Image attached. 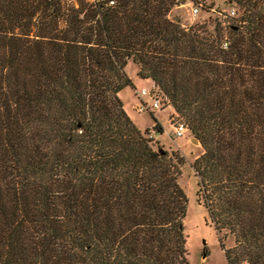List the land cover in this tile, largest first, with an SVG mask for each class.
Returning <instances> with one entry per match:
<instances>
[{"label": "trees", "instance_id": "16d2710c", "mask_svg": "<svg viewBox=\"0 0 264 264\" xmlns=\"http://www.w3.org/2000/svg\"><path fill=\"white\" fill-rule=\"evenodd\" d=\"M228 1L210 26L183 0H0V264H189L185 157L128 115L129 61L202 144L228 263L264 264V0Z\"/></svg>", "mask_w": 264, "mask_h": 264}, {"label": "rangeland", "instance_id": "374dc122", "mask_svg": "<svg viewBox=\"0 0 264 264\" xmlns=\"http://www.w3.org/2000/svg\"><path fill=\"white\" fill-rule=\"evenodd\" d=\"M183 1L184 3L174 6L170 15L171 17H180L185 24L206 21L211 26L217 17L225 19V24H227L226 15L229 10L235 8L228 0H197L200 3H196L195 0ZM196 5H200L202 8L199 15L194 17L192 8ZM125 69L133 80V87L126 86L120 92V98L124 102L128 115L143 131L148 128L150 133L153 132L152 138L162 151L178 153L185 157L181 169L182 173L178 178L187 192V209L182 225L187 236L186 246L189 252L187 256L189 264H229L226 258V247L232 244L233 238L225 231L219 232L215 228V223L198 194V176L192 164L203 151L201 142L197 143L189 130L185 131L183 136H174L172 131L175 127L172 121L181 117L174 113V108L171 105L152 109L154 114L149 109L139 110L137 105L141 100L138 98L137 91L143 87L148 91L152 90L153 80L138 77L137 64L133 61H129ZM144 99L152 104L151 95ZM156 121L163 127L162 133L153 129ZM221 238H224L226 246L220 242Z\"/></svg>", "mask_w": 264, "mask_h": 264}, {"label": "built area", "instance_id": "2783aa9c", "mask_svg": "<svg viewBox=\"0 0 264 264\" xmlns=\"http://www.w3.org/2000/svg\"><path fill=\"white\" fill-rule=\"evenodd\" d=\"M93 1H99V2H105L106 4H114L116 0H93ZM200 5H196V6H193L192 8V15L194 17H197L199 15V12H200ZM230 15H234L235 14V10L232 9L230 10ZM138 93V98H140V103L138 104L137 108H139V110H148V109H154V108H158V107H161V104H160V100L158 98H154L152 99V104H149L144 98L148 95H151V97L154 95V89H152V92L151 91H148L147 89H145L144 87L139 89L137 91ZM175 129H173V134L175 137H179V136H183L185 131L187 130V126L185 124V122L183 120H179L176 122V124H173ZM153 135L150 134V137H152Z\"/></svg>", "mask_w": 264, "mask_h": 264}, {"label": "water", "instance_id": "95a60500", "mask_svg": "<svg viewBox=\"0 0 264 264\" xmlns=\"http://www.w3.org/2000/svg\"><path fill=\"white\" fill-rule=\"evenodd\" d=\"M194 140H195L197 143H200L199 139H197V138H194Z\"/></svg>", "mask_w": 264, "mask_h": 264}, {"label": "crops", "instance_id": "0c3cea01", "mask_svg": "<svg viewBox=\"0 0 264 264\" xmlns=\"http://www.w3.org/2000/svg\"><path fill=\"white\" fill-rule=\"evenodd\" d=\"M152 92V90H150ZM138 106V105H137Z\"/></svg>", "mask_w": 264, "mask_h": 264}]
</instances>
